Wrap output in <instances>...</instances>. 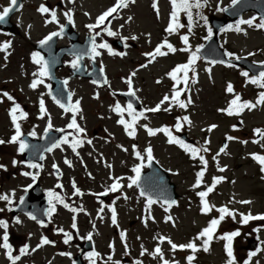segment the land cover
Returning a JSON list of instances; mask_svg holds the SVG:
<instances>
[{"label":"rangeland","instance_id":"1","mask_svg":"<svg viewBox=\"0 0 264 264\" xmlns=\"http://www.w3.org/2000/svg\"><path fill=\"white\" fill-rule=\"evenodd\" d=\"M33 1L36 0H23L24 6L12 18L16 23H20L24 32L29 30L28 34L31 33V36H37L47 29V27L42 28L40 16L43 20L46 17L51 19V11L43 14L38 11L44 3L47 8L56 12L61 21L65 17L68 18L65 13H70L81 36L85 34V31L90 33L91 30L87 25L94 24L97 16L116 4V0H71V2L70 0H40V2L36 1L37 5ZM10 2L11 0H0V11ZM154 2L157 4L158 13L152 6ZM201 3L203 4L201 8L196 12L192 11L191 32L188 31V17L183 11L179 13V22L184 27L179 28L175 33L166 31L172 9L170 0H134V2L129 0L127 7L118 9V12L109 17L104 25L92 29L94 32H100V35L96 37L98 44H108L113 53H124L123 55L110 54L108 48L97 49L100 54L96 56V60L103 65L105 73L110 76L108 79L111 86L116 88L129 86L127 81L130 77L131 87L143 99L144 106L140 111L143 112V116L135 125L134 136H129L123 125L118 123L121 117L130 121L131 116L126 110L122 113L114 110L117 103L122 108L124 104L112 93L101 90V93H97L92 98L89 94L92 90L91 82L79 78L71 80L70 86L74 88L77 95L80 94L83 97L81 103L79 102L80 110L75 116L77 124L84 129V132L89 133L88 141L84 142L89 154L85 149L86 155L81 162L73 163L72 168L68 170V177L77 175L76 179L80 181L83 188L90 187L82 204L83 213L79 217L83 223L81 229L85 231L83 237L92 234L94 251L98 254L94 258V264H103L105 258L113 261L112 264H122L121 259L125 256L129 262L123 264H137V262L162 264L159 255L155 257L151 255L157 246L161 248L164 259L178 262V264H188L186 257L192 254L191 250L173 251L167 240L161 242L159 237H168L177 245L188 243L208 225L211 219L218 218L219 212L216 209L221 206H227L235 213V219L225 216L216 230L217 237L224 233L239 232V235L233 237L231 241L234 264H245L246 261L247 264H264V221L250 220L245 224L241 223L240 215L251 213L255 216L264 213V171H261V165L252 157V154L264 155V137L254 132L257 128L264 130V103L252 110L245 109L238 115H228L225 111H221L228 108L230 100L237 94L240 98L242 94L248 98L253 96L255 89L247 82L245 76L235 71L233 67L225 65L209 66L199 62L195 68V61L188 72L187 86L183 88L180 85L176 86L179 89H185L181 92L180 99L185 101L187 107L181 108L169 100L161 104V110L157 112L145 111L154 108L165 95L171 97L173 89L168 86L171 79L167 73L176 65L187 63L194 48L202 45L209 36L208 26L205 24L207 15L211 11L220 15L222 12L220 9L228 6L231 0H206V3L205 0H201ZM197 12L200 13L199 16L196 15ZM252 17L256 15L250 12L239 20H248ZM255 23H259L257 17ZM50 26L56 27L54 22ZM105 26L115 35L109 36L102 31ZM240 27L245 29L244 33L236 31L235 24L224 29L225 33L220 35L224 46L230 47L232 51L235 50L236 54L254 51L253 56H264V29L247 24H241ZM2 35L0 32V37ZM182 35H188V45L181 40ZM115 38H126L136 45L132 44L133 48L122 51L111 46L110 41ZM165 40L173 45L175 52H168L167 47H164L163 50L167 52V55L156 56L155 59L146 55L153 52L157 45ZM21 44L22 48L19 49L18 54H24V50L30 48L25 41H21ZM186 47L189 51L182 50ZM1 73L0 71V83L2 76H5ZM133 73L135 75H132ZM193 77L195 82H192ZM229 83L234 89L232 93L226 91ZM22 94L34 100L36 98L30 91ZM189 97L191 103H187ZM52 112L53 124L58 126L67 127L73 116L72 112L62 113L56 106H53ZM185 116L189 118L190 123L182 120ZM178 120L182 125L179 130L175 128ZM143 125L152 129L167 127L175 137L179 132H185L195 140L192 144L184 141L186 144L208 149L199 153L207 161L199 187H193L196 183V173L204 168L199 157L193 158L179 144L169 143L168 136L163 132L149 135ZM211 125L216 127L208 131ZM70 130L67 128L68 133H71ZM72 130L75 132L74 129ZM228 137L235 139L229 140ZM223 140L225 150L220 152ZM257 140L258 143L254 142ZM148 147L152 149V157L170 171L171 180L176 184L179 197L170 207L160 205L158 202L150 205L152 219L147 218L146 198L140 195L136 185L128 186L130 182L128 178L135 175L132 171L133 167L142 163L141 170L146 168L145 149ZM4 148L8 151L11 149L7 146ZM136 152H139L141 156L137 157ZM47 164L48 161L43 163L44 170ZM213 177H224V179L216 184L214 191L206 198L209 205H214L215 208L205 214L200 210L201 202L196 193L206 190L207 186L212 184ZM114 178H120L121 185L115 192L109 190ZM104 191L108 193L109 199L102 200L95 195L97 192ZM240 201L251 203H240ZM113 208L116 213L115 224L112 222L111 209ZM165 208L168 209L167 212ZM166 216H171L173 219L166 221ZM22 223V227L16 230L23 234L21 239L24 238L30 242L28 236L30 231H35L39 238V229L30 221ZM122 232L123 238H121ZM251 237H255L259 244L256 249L247 251L244 247L249 244L248 239ZM196 243L199 245L202 241L197 240ZM225 243L223 239L214 238L209 251L205 252L201 248L195 253L192 264H226L229 258L225 251ZM142 249L147 250L143 255H141ZM52 252L51 248H43L45 257L50 256ZM106 252L108 254L112 252V255L106 256ZM253 252L256 254L249 259V254ZM68 253L70 255L67 258L56 257L53 264H74L71 257L76 254V251L69 247ZM28 255L27 252L21 254L18 264H29ZM40 255L41 252L38 253V257ZM87 260L88 264H91L89 258ZM0 264L12 263L3 255V258H0Z\"/></svg>","mask_w":264,"mask_h":264},{"label":"flooded vegetation","instance_id":"2","mask_svg":"<svg viewBox=\"0 0 264 264\" xmlns=\"http://www.w3.org/2000/svg\"><path fill=\"white\" fill-rule=\"evenodd\" d=\"M16 24H18V28L15 30L18 35H11L5 32L2 44L4 42L10 41L11 45L6 49V51L1 50L0 55V71L2 72L1 74L5 75L2 76V82L0 83V140L5 141V143L0 144V165L4 166L0 167V195H7L11 200V203H9L7 200H0V220H3L7 223V228L0 227V258H3L4 255L9 259L7 254L9 249L2 247L3 243L5 242L4 233L7 232V243L11 246V255L19 256V253L21 252L20 250L27 246L30 264H53L56 257L59 259H61L60 257H68V255H62L61 253H68L69 247H71L74 252H77L80 248L81 242L86 238L83 237V232L85 231L81 229L83 228V223L79 217L83 211L73 212L70 209H83L82 204L84 202V197L86 196V193L90 187L85 186L83 188L80 181L76 179L78 177L77 175H71L68 177V170L72 168V165L75 161L81 162L82 158L86 155L85 149L89 154L87 145L84 143L85 141H88L89 133L83 132L77 134L71 129L70 131L72 135L68 136L69 143H59L58 147H54L51 151L44 153L42 155L43 159H41L39 162L33 159H25L22 153L18 151V143L7 142L15 133V128L9 115V110L13 106V103H18L23 111L27 113L25 118L18 119L22 133L21 139L24 141L30 137H41L46 132L45 129L48 127L49 123L51 124V128H48V130H62V136L60 137L59 141H61L62 137L68 134L67 127L65 125H54L52 121L53 106H56L62 113L67 112H65L64 109H62L52 97L50 92V76L43 77L42 79L44 80V83L38 85L36 89L29 87L30 83L35 78L33 73L37 72L39 67L33 63L30 53L38 51V48L41 50L38 51L41 53V55L42 52L45 54L52 52L54 54L59 53V47L68 44L66 39L59 37L56 40V44H48L49 49H44L46 48V45L41 46L39 41L52 32H58L62 25L58 21L55 31H53L52 28H49V31L44 30L37 36H31V34H28L27 31L24 32L25 30L23 31L21 29V25L19 23ZM19 40L22 42L25 41L27 45L30 46V48L24 50V54H18L19 49L22 48L21 41ZM122 41L124 42V47L121 48L122 51L128 50L130 47L133 48L132 44L134 46L136 45V43L130 40L122 39ZM74 59L75 58L72 55H64L62 57L63 63L61 67L55 71V75L59 79L65 80L67 82L66 84L70 89V93L72 94V101H79L81 103L83 97L80 94L77 95L74 88L70 86V82L73 80V78H70V68L72 67L71 61ZM87 61L89 64V60ZM108 78H110V76L107 75V83L103 86L98 85L96 82L93 83V81L89 79H79L91 82L90 86L92 90L89 93L91 94L90 97H95L97 93H101V90L107 93L110 92L117 100L124 104L123 109L127 111L128 102L124 99L123 95H118L116 92L121 91L126 93L129 91V86L124 85V87L119 88L113 87L111 86ZM131 89L142 104L143 99L141 96L137 94L134 88L131 87ZM28 91H30L32 95L36 96L35 100L33 98L31 99L29 97H25L22 94H26ZM4 92H7L9 95H11L14 98L13 101H9L7 97L3 96ZM41 99H43L46 108V113L43 116H41L40 113ZM141 109L142 105L136 110V112H140ZM31 132H34L35 135H29ZM91 135L93 134L91 133ZM73 139H79L82 141V143L77 146L75 151H73L70 143ZM6 146L7 148L11 147V149H9V151L6 150L4 148ZM66 160L70 161L71 165L65 163ZM13 161H16V163L14 164ZM46 161H48V164L46 165V170H44L43 163ZM30 163H35L40 165V167L32 168L29 166ZM53 164H55L57 167L53 168ZM25 172L32 174L38 173V175H36L35 181H33L31 175H24L23 173ZM34 184H39L43 190L46 198V204L43 205L47 206L46 210L50 207L49 194L51 192H55L64 200L63 204L53 200L55 211L52 212L50 216L45 215V219L36 218L33 220L30 218L28 213L14 214L11 211L12 208L21 201V197L26 192V190ZM73 184H75V187L80 190V194H74L75 189ZM101 193L102 192H97L95 195L100 198L99 194ZM103 193L105 195L101 199H109L108 193L105 191ZM34 202V197H32L29 200L30 207L35 208ZM65 204H67L68 207H65ZM73 217H75V228L72 227L74 222ZM23 221H30L33 226L39 229V238L37 237L35 231H30L28 235L31 240L30 242L24 240V238H20L23 236V234H21L19 231L16 232V230L22 227ZM38 221H43V225L38 223ZM59 229H63V231H58ZM65 233H69L72 236V239L67 244L64 243ZM41 237H47L54 243L44 244L40 247H37V245L40 244ZM44 247L51 248L53 252L50 256H44ZM39 252H41L40 257H38ZM73 257L74 255L71 257V259H73ZM17 262L18 260L15 262L12 261V263Z\"/></svg>","mask_w":264,"mask_h":264},{"label":"snow or ice","instance_id":"3","mask_svg":"<svg viewBox=\"0 0 264 264\" xmlns=\"http://www.w3.org/2000/svg\"><path fill=\"white\" fill-rule=\"evenodd\" d=\"M70 2H71V0H70ZM128 2H129V0H116L115 5H113L112 7H109L106 11H104L102 14L97 16L96 22L94 24L87 25V27L90 30H92V29H95L101 25H104L105 21L108 20L109 17L113 16L114 13L118 12V9L123 8V7H127ZM131 2H134V0H131ZM170 3L172 4V11L170 13V22L168 24L166 31L168 33H175L179 28L184 27V25L179 22V13L183 11L188 17V21H189L188 31L191 32L192 23H193L192 9L193 8H196V9L201 8L203 6V4L201 3V0H170ZM205 3H206V0H205ZM231 3L233 5H236L237 3H239V0H231ZM16 4H17V0H11L12 6H16ZM152 6L154 9H157V13H158L157 4L154 2ZM11 10H12L11 8L5 7L3 9V11H0V22H3L5 20V18L8 16V14ZM220 10L223 11L225 9H220ZM38 11L41 12L42 14L43 13H49L51 11V21L46 20L45 23L54 22L57 19L56 18V12L54 10H50L49 8H47L43 4L39 7ZM85 14L87 15V13H85ZM65 15L68 17L69 22H71L70 13H65ZM196 15L199 16L200 13L197 12ZM129 20H131V17H129ZM255 21H256V17H252L248 20H243V19L238 20V21H236V24H235V30L238 32L243 31V29L240 27L241 24H247L249 26L254 25L256 28L264 29V18H261L259 23H255ZM108 22L110 23V21H108ZM62 31H63V26H61L60 32L50 33L48 36H45L42 40H40L39 44L41 46L48 45L49 42L53 39V37L59 36ZM102 31L106 32L107 35H109V36L115 35V33L110 28H108L107 26H105L102 29ZM99 35H100V32H95L93 34V36L91 37V47H90L89 52H90L93 59L95 58V56L100 54L97 51L98 48H108L110 54H119V55L124 54V53H113L112 49L106 43L97 44L95 38ZM211 35H212V32H211V29H209V36L206 37V39L210 38ZM180 38L185 45H188V41H189L188 35H182ZM124 39H126V38H124ZM132 39H136V37H132ZM10 45H11L10 41L4 42L3 44H0V50L6 51V49L8 47H10ZM164 47H167L168 52H175L176 51V49L173 47V45L171 43H169L167 40H165L161 44L157 45V47L154 49L153 52L147 53L146 55H148L152 59H155L156 56L167 55V52L162 50ZM201 48H203V45H200L199 47L196 48L195 51L191 52V55L189 56L187 63L178 64L169 73H167V75L170 76L173 81H175L171 97H169V95H165L159 104H157L154 108H149V109H146L145 111L157 112V111L161 110V104H163L165 101H169V100H171L172 102H175L181 108L187 107V104L185 103V101L180 99L181 92L184 91L185 89H179L176 87V85L180 84L181 80H183V83L185 84V86H187V84L189 82L188 72L192 68V65L195 63L196 59L198 58L197 53H199ZM182 50L183 51H189V48L186 47ZM75 55H76V59L71 61V65L73 68L78 67V61L82 58V55L80 53H76ZM224 55L228 56V57H232L234 54L230 53V52H225ZM249 55H252V53H249ZM31 58H32L33 63H35L36 65L39 66L37 72L33 73V76L35 78L32 80V82L29 85L30 88L36 89L38 85L44 83V80L42 78L49 76V64H48V61H46L44 59V57L41 55V53L38 51L32 52ZM235 58L239 59V57H235ZM217 62L225 63V61H223V60L212 61V63H217ZM261 63H264V62H261ZM209 71H210V69H209ZM102 72H103V68H101V73ZM181 73L183 74L182 77H181V75H179ZM132 75H135V73H133ZM242 75L249 78L248 82H250L252 84H256L261 88H264V71H261V72H259L258 75H253V76H249V73L245 71V72H242ZM95 82L96 81H93V83H95ZM106 82L107 81H105V83ZM192 82H195L194 77H193ZM64 83L66 84L67 82L65 81ZM127 83L129 84L128 95H134V92L131 89V78L130 77H129ZM226 91L229 93H232L234 91L231 83L228 84ZM3 96L7 97V99L9 101H13V99H14L7 92H4ZM53 99L62 109H64L65 112H72L73 113L72 119H71L70 123H68L67 128L74 129L77 134L83 133L84 129L81 128L77 124L76 116H75V114L80 110L79 109V101L73 102L71 93H68L67 103H62L61 100L57 99L56 97H53ZM191 102H192L191 98L189 97L187 103H191ZM260 103H264V91H261L259 93L258 99H257L255 104L252 102H249V101H242L240 96L237 94L235 96V98L229 102L228 108L227 109H221V111L227 112L228 115H234V114L238 115L245 109L252 110L253 108H255L257 106V104H260ZM170 107H171V104H170ZM114 110L118 113H122L123 111H125V109H123L119 105V103L116 104ZM164 110L167 111L168 109H164ZM127 111L129 113V115L131 116V120L127 121L123 117H121V119L118 120V123L122 124L124 126L125 131L127 132V134L129 136H134L135 135V125H136L137 121L141 118V116H143V112L137 113L136 110L133 108V105L131 102H129L127 104ZM40 113H41V116H43L46 113V108H45L43 99L40 100ZM9 115L11 117L12 124L15 128V133H14V135L11 136L10 140H8L7 142L8 143H18L19 144L18 151L23 153L25 151V149L28 148V144L23 139H21L22 133L20 130V124L18 123V119L25 118L27 116V113H25L23 111V109L21 108V106L18 103H13V106L9 110ZM182 120L190 123L189 118L187 116L183 117ZM181 126L182 125H181L180 121L178 120V122L175 125V128L177 130H179L181 128ZM143 127L146 128L149 135H155L156 132H163L166 136H168V138H169L168 142L169 143L179 144L182 148L185 149V151L189 152L193 158H195L197 156L199 157V160H200L201 164L204 165V168H202L200 171H198L196 173V183L193 185L194 188L199 187L202 183V178L204 176V171H205L206 165H207V161L205 160L204 156L199 155V153L201 151H208V149L207 148H197V147H193L191 145L186 144L183 140H180L178 137L173 136L171 131L167 127H162L160 129H152V128L147 127V125H143ZM215 127H216L215 125H211L209 127L208 131H211L212 128H215ZM48 128H51L50 123H49L48 127L45 129V131H47ZM254 132L258 136L264 137V130L257 128L254 130ZM29 135H35V133L31 132V133H29ZM71 135H72V133H68L66 136L62 137L61 141L53 143L52 147H58L59 143H61V142L62 143H69L68 136H71ZM227 139L232 140L235 138L234 137H228ZM254 142L258 143L259 141L257 140ZM3 143H5V141L0 140V144H3ZM70 143H71V147H72L73 151H75L77 146L80 145L82 143V141L79 139H73ZM89 143H90V141H89ZM205 143H208V142L205 141ZM47 150L51 151L52 148H49ZM224 150H225L224 147H222L220 149V152H223ZM145 152L147 153L148 161H151L153 159L151 147L146 148ZM135 154L137 157L141 156V154L139 152H136ZM217 155H219V153H217ZM252 157L261 165V171H264V155L252 154ZM41 159H43L42 156H41ZM213 159H215V157ZM13 163L15 164L16 161H13ZM65 163H68L69 165H71L70 161L66 160ZM29 166L32 168L40 167V165H37L35 163H30ZM142 166H143V164L141 163V164H137L136 166L133 167L132 171L135 173V175L128 178L130 181L129 185H128L129 187H132L133 185L139 186L140 173H141ZM0 167H4V166L0 165ZM56 167L57 166L55 164H53V168H56ZM220 171H223V169H220ZM23 174L26 176L31 175L33 178V181H35L36 175H38V173L32 174V173H28V172H25ZM119 179L120 178H114V182L112 183V185L110 186V189H109L110 191L115 192L121 187V185L119 183ZM223 179H224V177H213L212 184L207 186L206 190L198 191L196 193L197 196L200 197V202H201V209L200 210L202 213L206 214V213L212 211L213 208H215L214 205H209L206 198L208 197L209 193L214 191L216 184L218 182L222 181ZM73 187L75 189L74 194H80V190L75 187V184H73ZM49 195H50V199H49L50 207L45 211V215H48V216H50L52 214V212L55 211V206L53 205V200H56L62 204L64 203L63 198L60 197L59 195H57L55 192H51ZM140 195L147 197V199H146V210L148 211V217L147 218L152 219L151 213H150V205H152L156 201L153 200L152 197L150 195H148V193L146 191H144L143 189L141 190ZM21 199L23 200V198H21ZM0 200H7L9 203H11V200L9 199V197L7 195H0ZM165 203H167L170 207L172 204H175L176 201L175 200H166ZM240 203H251V202L250 201H240ZM65 207H68V205L65 204ZM70 210L73 212L83 211L82 208L81 209L72 208ZM216 210L219 212L218 218L211 219L208 222V225L205 228H203L197 234V236L193 240H190L188 243L177 245L174 242H172V240L170 238L163 237V236L159 237V240L161 242L167 240V242L170 244L171 249L173 251H175L177 249H180V250L189 249V250H191L192 254L188 255L186 257V259L188 261V264H192V261L195 259V253L197 251L201 250V248H202L203 251L207 252V251H209L211 241L214 238L223 239L226 241L225 251H226L227 256L229 258L227 260L226 264H234V257H233L232 248H231V241H232L233 237L239 235V232L236 231V232L224 233L223 235L217 237L216 236V230H217L219 224L221 223V221H223L225 219V216H231L233 219H235V213L232 210H230L227 206H221ZM100 211L102 212L103 209L101 208ZM111 211H112V222H113V224H115L116 223L115 209L113 208V209H111ZM165 211L167 212L168 209L165 208ZM28 215L33 220L36 219V216L32 215L31 213H29ZM240 215H241V223L246 224L250 220H262V221H264V213L257 214L255 216L252 215L251 213L240 214ZM165 219H166V221H171L173 218L171 216H166ZM73 221L74 222H73L72 227L75 228L76 227L75 217H73ZM38 223H41L43 225L44 222L38 221ZM0 227L7 228V223L3 220H0ZM58 231H63V229H59ZM64 235H65L64 243L67 244L72 239V236L69 233H65ZM123 237H124V233L122 232L121 238H123ZM88 238L90 239L91 235H89ZM197 240L202 241V243L198 245L196 243ZM4 241L5 242L3 243L2 247H4L5 249H9V252L7 253L9 256V259L12 260L13 262H15L16 260H19L20 259L19 256L11 255V250H10L11 246L7 243V232L4 233ZM50 243H54V242L50 241L47 237H41L40 244H38L37 247H40L44 244H50ZM20 251H21V254L26 253L28 251L27 246L22 248ZM145 251H147V250L142 249L141 255H143ZM257 251H259V249H257ZM61 254L62 255H70L69 253H61ZM255 254H256L255 252L250 253L249 259L251 258V256H254ZM151 255L153 257L159 255L161 260H162V264H178V262H175V261L170 262L167 259H164L163 253H162L161 248L159 246H157L153 250ZM96 256H98V254L95 252L88 253V258H89V261L91 262V264H94V258ZM137 264H139V262H137ZM245 264H247V261L245 262Z\"/></svg>","mask_w":264,"mask_h":264},{"label":"water","instance_id":"4","mask_svg":"<svg viewBox=\"0 0 264 264\" xmlns=\"http://www.w3.org/2000/svg\"><path fill=\"white\" fill-rule=\"evenodd\" d=\"M21 0H17L16 6L10 5L9 8L12 10L9 12L8 16L5 18L3 22H0V28L7 27L8 30H11L12 23L10 21V16L13 14V12L19 7ZM253 10L257 13L259 17H264V0H239V3L236 5L231 4L229 7H226L223 11L224 15L221 17H218L216 15H211L209 18L210 24L212 26L214 35L211 36L206 43L203 45V48L200 49L199 54L203 56L206 59H212L215 61H225L229 63H233L239 66H244L246 69L252 71L254 74H256V71H253L251 67H258L260 65L252 64L245 58H239L236 60L228 59L222 49H220L218 42H217V32L220 27H222L224 24H226L228 21H234L236 20L242 13ZM63 33H66L67 35H71L70 33H73L72 29L69 26H65ZM75 42V40H74ZM90 42L84 43L85 49L88 50L86 52H80L76 49L71 50L69 47H65L64 52L60 53L59 55H62L64 53H80L82 57L84 55H89L90 50ZM83 44V45H84ZM82 45V46H83ZM87 45V46H86ZM207 51H209L207 53ZM210 53H212L210 55ZM82 58L79 60L81 62ZM79 62V63H80ZM246 62V63H244ZM249 67H248V64ZM82 69V70H81ZM84 66L80 64L75 70L74 75H85L83 74ZM101 84L105 82L103 73H101L100 69H97ZM90 77L94 78L93 72L89 74ZM96 78V77H95ZM97 79V78H96ZM67 94V92H65ZM134 98V97H132ZM133 105H135L134 99H131L130 95H128L127 98ZM65 100L67 101V95L65 97ZM136 106V105H135ZM137 107V106H136ZM180 138L184 140L190 141V139L187 137L185 133H181L178 135ZM57 139L56 135H53V138L49 135V137L44 136L40 140H32V142H29L28 148L25 149L24 154L26 155L27 150L29 148L31 149H37L38 153L36 158L40 159L41 154L47 149L50 148L53 143H55ZM42 152V153H41ZM139 191L143 189L152 197L153 200H160V201H166V200H176L178 194L175 191V184L170 181V177L168 173L160 167V165L152 159L151 161H148V168L140 173V182L139 186H137ZM249 245L245 246V249H253L257 247V240L252 238L248 240ZM87 244V243H85ZM89 248V247H88ZM84 249H87L86 246H82V249L79 251V253L76 256V260L80 261L81 253L84 251Z\"/></svg>","mask_w":264,"mask_h":264}]
</instances>
